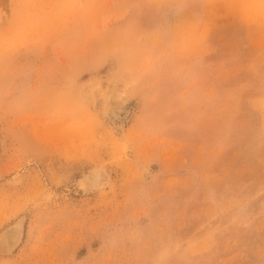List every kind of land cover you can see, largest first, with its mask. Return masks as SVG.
<instances>
[{
    "label": "rangeland",
    "instance_id": "rangeland-1",
    "mask_svg": "<svg viewBox=\"0 0 264 264\" xmlns=\"http://www.w3.org/2000/svg\"><path fill=\"white\" fill-rule=\"evenodd\" d=\"M0 264H264V0H0Z\"/></svg>",
    "mask_w": 264,
    "mask_h": 264
},
{
    "label": "bare ground",
    "instance_id": "bare-ground-1",
    "mask_svg": "<svg viewBox=\"0 0 264 264\" xmlns=\"http://www.w3.org/2000/svg\"><path fill=\"white\" fill-rule=\"evenodd\" d=\"M249 10V9H248ZM250 11V10H249ZM99 172V171H98ZM98 172H96V173H98ZM93 174H95L94 172H93ZM100 176H101V178H103L102 177V175L101 174H99ZM95 176H97V177H94V175H93V179L94 178H98L99 179V176H98V174L96 175L95 174ZM90 178V177H89ZM101 178H100V180H101ZM88 179V178H87ZM92 179V178H91ZM107 179V178H106ZM105 179V180H106ZM87 181V180H86ZM102 181V180H101ZM85 182V181H84ZM93 183V182H92ZM8 229V228H7ZM19 236H20V231L18 230V228H16V226H14V227H9V229L8 230H6L5 232H4V238H7L9 241H13V243L11 244L10 243V245H13L14 244V242H15V244H17V242H18V239H19ZM9 241H6V242H9ZM5 242V243H6ZM14 247V246H13ZM11 249H12V247H11Z\"/></svg>",
    "mask_w": 264,
    "mask_h": 264
}]
</instances>
